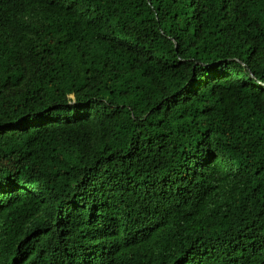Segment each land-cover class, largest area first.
Segmentation results:
<instances>
[{"label":"trees","instance_id":"trees-1","mask_svg":"<svg viewBox=\"0 0 264 264\" xmlns=\"http://www.w3.org/2000/svg\"><path fill=\"white\" fill-rule=\"evenodd\" d=\"M0 264H264V0H0Z\"/></svg>","mask_w":264,"mask_h":264}]
</instances>
